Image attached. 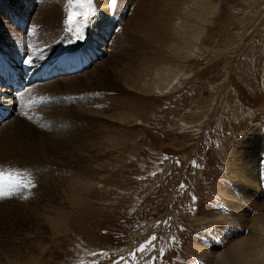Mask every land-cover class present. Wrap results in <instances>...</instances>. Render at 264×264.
<instances>
[{
    "label": "rangeland",
    "instance_id": "obj_1",
    "mask_svg": "<svg viewBox=\"0 0 264 264\" xmlns=\"http://www.w3.org/2000/svg\"><path fill=\"white\" fill-rule=\"evenodd\" d=\"M188 5L118 0L108 11L105 0H0V20L16 29L0 33V61L31 57V72L58 60L45 42L74 48L99 41L88 67L21 88L24 103L0 123L28 131L37 146L60 138L39 157L28 149L35 156L28 172L0 176V264L239 258L237 241L259 214L253 202L264 215V0H235L209 21ZM52 6L55 27L40 21ZM71 12L80 20L96 13L81 29L83 40L74 25L68 30ZM43 53L54 56L37 62ZM94 67L99 78H81L89 81L81 90L51 85ZM166 70L183 71L185 80L160 92L165 84L157 89L153 74ZM10 184L19 186L11 195ZM27 201L39 210L33 221L19 217ZM57 209L59 232L45 212L56 217Z\"/></svg>",
    "mask_w": 264,
    "mask_h": 264
},
{
    "label": "bare ground",
    "instance_id": "obj_2",
    "mask_svg": "<svg viewBox=\"0 0 264 264\" xmlns=\"http://www.w3.org/2000/svg\"><path fill=\"white\" fill-rule=\"evenodd\" d=\"M186 1L189 2L188 10L191 11L192 15L194 16L204 15L206 19L209 21L215 16V14H217L219 10H222L223 8L227 7L235 0H186ZM55 12H56V8L54 6L49 7L45 11H43L42 13L43 21L40 19L41 23L43 22L45 25L48 24L51 27H55L53 25L57 26L55 18L59 16V14L54 17V15H56ZM183 25L184 24L181 22L179 25V29H181ZM137 29H138L137 26L133 27V31H136ZM203 29L204 28L202 27H198L199 31L194 36L195 39H198ZM12 30H14L13 27L9 28V26L6 24V21L0 20V33L9 32L16 35L15 32L16 29L14 30V32ZM93 40L94 41L91 40L92 43H90L91 44L90 47L83 46L84 45L83 44L82 47L79 46L80 49L79 47L73 48L67 43L60 45L61 43L59 44L57 43V41H49L48 44L47 42H45L46 44L44 46L42 45L41 47L45 48L47 46H50L51 44L55 50L54 54L56 56V59L58 60H56L55 62L54 61L50 63L48 62L47 64H44L42 66L40 65L39 67H35L31 72H27L25 70V68H27L26 65L30 63L27 62V60H25L23 57L21 60L22 61L21 64H15L13 62H11L10 64L14 65L12 66L13 69L17 67L18 71L20 72L19 75L20 83H22V81L30 82L31 80L29 81V79H32L34 75L37 76L38 79L37 81H39V80H44L46 76L43 75L45 74H48L47 76L49 77V76H53L54 73H70V72L73 73L75 71L81 70L79 67L81 66V64L84 65L83 69L88 67L93 62V59L97 57L96 48L97 45L99 44V41L98 39L97 40L93 39ZM121 43L124 44L123 41ZM45 54L46 53H43L41 55L39 54L36 59L37 62L39 60L40 63H43L44 61L46 62L48 58L50 59L52 55L54 56V54L52 55L46 54L47 56L46 57ZM0 62H3V60ZM24 62H26L25 65ZM102 63L105 62L102 61ZM72 66L75 67L73 68ZM95 67L75 77H67L63 79L60 78L57 82L54 81L53 83H51V85L55 86V88L57 89L64 91H66L67 89L81 90L83 86H85L89 82L87 81V83L85 82L83 83L81 81V78L86 77L88 79L90 78V75L94 76L95 74L93 72ZM103 69L105 71L102 77H105L109 73V68L106 65L105 68ZM184 76L185 73L180 70H173L170 72L166 70L162 73L153 74V78L155 79V86L157 87V89L161 88L160 87L161 84H165L164 90L160 92H165L166 89L174 88L178 83H180L182 79L185 80ZM1 77H0V101H3L4 103L3 104L0 103V114L2 116L5 115V117H8L11 113L15 112V110L19 107V104L21 105V101L24 103V100L20 99L21 97L19 96L20 94H16L17 88H13V87L10 88L9 83L7 82V78L4 79L2 77L4 80H1ZM98 81L100 82L101 80H97V82ZM28 82H25V84H27ZM3 83H5L6 85ZM15 98L17 100H15ZM59 108L60 107L58 106L56 109H54L56 110L53 112L56 114L55 119L60 118V112L58 111ZM53 113L52 115H54ZM17 130H18L17 127H14L13 124L9 122L0 129L1 131L0 132V176L5 178H7V175L11 174V172L13 174L16 173L17 174L20 173V175L23 174V172L21 171L22 169H25L28 172L29 167L32 165L33 161H35V156L30 153V151L28 150L29 148L34 149L37 153V156L39 157L40 151L49 149L54 145L55 141L60 140L58 136H52L47 141L40 142L39 146H37L35 140L31 137L28 131L26 132L24 131V133L21 132L22 134L20 133L18 134ZM77 184H78L77 182H72L68 186L70 195L74 200L77 198L79 194V190L76 186ZM30 205L31 203H28V201L26 203H23V206L21 208V213L19 216L20 219L24 221H33V219H35V217L39 215L38 207H33ZM253 206L259 209L258 215L248 218L250 219L251 222L250 227L253 229V231L249 235H246L238 239L237 241L238 249L234 250L232 253L233 255H237L239 258H217L215 260V264H264V233L263 231H261V229H264V220H263L264 215L262 214L261 203L255 201L253 202ZM58 207L59 206L54 208H58ZM45 212L47 215L46 218L47 220L49 219L52 229L59 232V229L61 228L63 222V217H61V210L60 212L59 211L57 212L60 213V215L57 214L56 217L55 216L50 217L49 211H45Z\"/></svg>",
    "mask_w": 264,
    "mask_h": 264
},
{
    "label": "snow or ice",
    "instance_id": "obj_3",
    "mask_svg": "<svg viewBox=\"0 0 264 264\" xmlns=\"http://www.w3.org/2000/svg\"><path fill=\"white\" fill-rule=\"evenodd\" d=\"M105 3L108 5V11H115L116 6L118 4V0H105ZM89 4H92V0H89ZM77 13L76 12H71L66 23L69 25V31H73V25L75 26L76 29V36L78 40H83L86 38L85 34H82L81 29H87V27L90 26L91 20L94 19L96 13H88L83 16V19H77ZM27 62H31V57H29V60ZM9 195L13 194L15 191L18 190L17 185L15 184H10L9 186ZM3 193H0L2 195Z\"/></svg>",
    "mask_w": 264,
    "mask_h": 264
}]
</instances>
